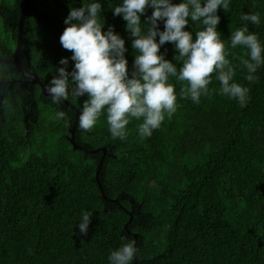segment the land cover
Masks as SVG:
<instances>
[{"label": "trees", "instance_id": "obj_1", "mask_svg": "<svg viewBox=\"0 0 264 264\" xmlns=\"http://www.w3.org/2000/svg\"><path fill=\"white\" fill-rule=\"evenodd\" d=\"M23 1L0 0V264H110L111 252L128 240H135L138 250L131 264H264V63L253 73L256 79L247 81L241 59H249V50L233 48L230 41L247 24L264 60V0H228L227 12L217 10L233 82L249 89L245 106L220 94L215 73L209 94H202L199 103L181 98L187 82L169 76L176 111L171 118L165 114L150 137L139 134L142 118L129 117L126 139H113L105 107L91 130L77 123L74 141L83 149L73 148L67 138L75 111L65 103L53 104L11 62ZM91 2L30 4L19 62L45 88L63 67L61 58H68L67 70H73L72 53L59 37L70 8ZM96 2L102 32L112 26L125 42L131 78L138 54L134 38L122 16L113 15L123 0ZM152 11L147 7L141 15L142 29L150 26ZM246 13H259L260 23L242 21ZM157 24L163 31L164 21ZM201 29L190 18L184 28L193 40ZM158 54L179 74L182 61L175 58L174 43L161 45ZM87 99V94L70 95L67 101L81 110ZM60 111L65 118L58 117ZM101 147L98 178L111 201L102 196L95 176L103 151L92 150ZM85 211L92 214L86 236L78 228Z\"/></svg>", "mask_w": 264, "mask_h": 264}, {"label": "clouds", "instance_id": "obj_2", "mask_svg": "<svg viewBox=\"0 0 264 264\" xmlns=\"http://www.w3.org/2000/svg\"><path fill=\"white\" fill-rule=\"evenodd\" d=\"M147 7L153 9L147 18L150 26L142 29L141 15ZM221 7L227 12L228 0H205L203 6L201 0H183L178 4L170 0H123L121 5L114 7L113 15L122 16L126 22V29L134 38L132 47L138 53L131 78L124 56V40L112 26L106 32L101 30V4L93 0L83 7L70 8L59 41L72 53L74 68L69 72L68 58H61L59 63L63 67L56 69L57 74L45 91L53 104L63 103L70 95L78 98L87 94L88 99L83 102L78 116L79 128L91 130L106 107L111 136L121 140L126 139L129 117L143 119L138 128L143 138L150 137L152 131L160 127L165 114L171 118L175 113L177 97L174 86L168 83L169 76L187 82V86L181 87V98L190 97L199 103L202 94H209L208 85L215 73L220 94L237 99L243 107L249 89L233 82L235 70L226 59L225 44L217 31L220 22L217 10ZM189 18L202 25V29L195 33V40L184 30ZM240 18L252 24L260 23L259 13H246ZM158 21H164L163 31L159 30ZM230 41L233 48L241 45L249 50V59H241V63L248 71L245 79L253 82L256 79L253 73L264 63L257 35L250 33L245 24L231 35ZM166 42L174 43L178 51L175 58L182 61L179 74L175 64L158 54L160 46ZM57 115L61 119L66 116L63 111ZM91 217L90 212H83L78 224L81 235H87ZM137 251L135 240H128L112 251L108 259L110 264H131Z\"/></svg>", "mask_w": 264, "mask_h": 264}, {"label": "water", "instance_id": "obj_3", "mask_svg": "<svg viewBox=\"0 0 264 264\" xmlns=\"http://www.w3.org/2000/svg\"><path fill=\"white\" fill-rule=\"evenodd\" d=\"M34 1H36V0H24L23 4L21 6V9H20V12H19V17H18V22H17V27H16L15 48H14V51H13V59H12L11 62L15 66L17 71L22 76H27L28 78H30V83L31 84H37L39 86L40 90H41V93L44 94V95H47V93L45 91V88H44L42 82L40 81V79L38 78V76L36 74L32 73V72L27 71L25 68L22 67V65L19 62V54H20V49H21V44H22L23 24H24L26 12H27V10L29 8V5L32 2H34ZM63 103H65L67 106H69L71 109H73L75 111L73 121L71 122V125H70V127L68 129L67 138L70 141V143L72 144L73 148L83 149L82 146L76 144L75 141H74V132H75V130L77 128L78 116H79L80 110L77 107H75L73 104L68 102L67 100L64 101ZM98 150H102L103 154H102V156L100 158L99 164L97 166V170L95 172L96 180L98 182V185L100 187V192H101L102 196L104 197V199H107V200L111 201L112 199H109V198H107L105 196V194H104V192L102 190L101 184L99 182V178H98V174L100 172V167H101V164H102L103 156H104V153H105V148L104 147L96 148V149H93L92 152H96ZM88 152L90 153L91 151H88ZM113 200H115V199H113Z\"/></svg>", "mask_w": 264, "mask_h": 264}, {"label": "flooded vegetation", "instance_id": "obj_4", "mask_svg": "<svg viewBox=\"0 0 264 264\" xmlns=\"http://www.w3.org/2000/svg\"><path fill=\"white\" fill-rule=\"evenodd\" d=\"M6 60V59H5ZM9 61V60H8ZM27 71H29V70H27ZM29 72H31V71H29ZM23 77H25V76H23ZM27 77V76H26ZM39 78V77H38ZM40 79V78H39ZM41 81V80H40ZM6 82H9V80H6ZM45 88V87H44ZM41 91V90H40ZM25 123H26V126H28V124H29V121L27 120V117L25 118Z\"/></svg>", "mask_w": 264, "mask_h": 264}]
</instances>
